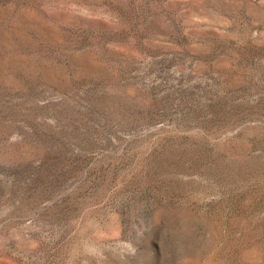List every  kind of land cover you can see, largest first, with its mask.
Listing matches in <instances>:
<instances>
[{
	"label": "rangeland",
	"instance_id": "374dc122",
	"mask_svg": "<svg viewBox=\"0 0 264 264\" xmlns=\"http://www.w3.org/2000/svg\"><path fill=\"white\" fill-rule=\"evenodd\" d=\"M0 264H264V0H0Z\"/></svg>",
	"mask_w": 264,
	"mask_h": 264
}]
</instances>
